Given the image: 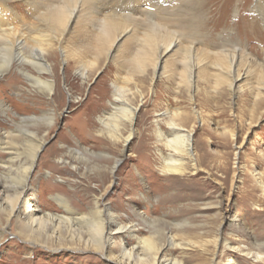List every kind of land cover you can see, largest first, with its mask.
I'll return each instance as SVG.
<instances>
[{
    "label": "rangeland",
    "instance_id": "obj_1",
    "mask_svg": "<svg viewBox=\"0 0 264 264\" xmlns=\"http://www.w3.org/2000/svg\"><path fill=\"white\" fill-rule=\"evenodd\" d=\"M131 1L135 12H131L129 6L123 8L118 3L117 10L122 9L120 15L131 14L146 23L149 21L147 13L155 11L156 22L169 29L175 27L173 30L178 34L191 35L192 25L186 24L185 28L176 23L172 25L167 20L171 17L165 12L168 4L164 6L160 0ZM257 2L206 0L203 5L206 8L202 6L200 10L205 15V22L199 23L203 33L201 39L216 45L218 50L222 42L239 44L247 50L250 58L244 60V64L252 66L253 75L241 83L242 91L235 93L225 84H216L212 78L217 70L209 68L207 78H212L198 83L194 103L186 85L178 83V76L170 79L163 76L152 86V69L149 68L150 76L143 85L140 83L143 76H136L137 82L142 85L144 98L143 102L139 96L135 100L136 104H141L135 125L137 133L125 152L122 144L114 145L98 134V118L109 109L108 102L114 95L113 85H122L126 71L132 68L130 64H125V69L119 68L124 55L119 53L116 60L103 57L99 69L92 70L88 82H84L77 74L79 65L72 58L64 62L61 49H56V57L50 62L54 67L53 79L57 82L58 95L51 104L26 88L22 93L16 91L18 85L27 82L16 68L0 78V98L7 102L9 110V116L0 114L2 128L15 129L14 120L42 117L49 111L56 116L55 124L46 135L44 126L38 127L40 136L45 135V144L31 180L33 188L29 195H36L33 201L45 211L62 214L53 200V196L60 195L73 207L86 212L94 196L103 193L111 208L130 222H139L136 213H146L171 223L183 224L186 221L179 229L160 224L157 230L161 229L165 234L172 231L177 236L186 233L194 241L211 240L222 225L220 232L223 231V239L230 240L232 245L247 244L251 241L250 237L264 241V85H260L258 80V75L263 73L261 81L264 83V15L257 10ZM9 5L21 18L29 16L28 21L32 19L28 15L32 8L26 0H12ZM169 5L168 10L173 12V3ZM177 18L174 15L171 17ZM78 32H73V35L67 36L66 42L63 41L67 51L73 49L74 40L80 34ZM132 42L133 39L126 40L123 49H129ZM198 46H195L196 49ZM129 57L125 55L124 58ZM181 60L182 54L177 51L169 58L168 64L170 68L182 71ZM12 72L19 76L10 78ZM167 108L182 110L193 118L194 111L201 114V118L195 120L193 137L195 142H201L197 151L199 173L168 179L159 171L155 120ZM24 128L37 129L30 124ZM232 133L235 140L231 137ZM26 145L23 143L21 146L24 150L20 159L22 162L28 160ZM77 150L83 155L75 154ZM117 160L115 173L110 175L106 168L113 167ZM142 227L143 236H154V228L148 224H142ZM191 251L187 252L192 258H197V250ZM218 251L217 264H260L253 258H243L238 252L223 247ZM196 258L192 264L199 262ZM229 259L234 262L229 263ZM0 264L112 263L101 252L67 248L53 251L41 244H30L18 235L12 224L0 236Z\"/></svg>",
    "mask_w": 264,
    "mask_h": 264
},
{
    "label": "bare ground",
    "instance_id": "obj_2",
    "mask_svg": "<svg viewBox=\"0 0 264 264\" xmlns=\"http://www.w3.org/2000/svg\"><path fill=\"white\" fill-rule=\"evenodd\" d=\"M11 1L0 0V78L16 68L27 80L17 86L18 93L26 88L35 95H41L45 103L51 104L54 101L58 92L50 59H55L54 51L58 48L61 49L64 62L72 58L79 65L77 74L84 82H88L92 70L99 69L103 57L106 60H116L119 53L124 55L123 58L125 55L130 56L128 59L122 58L119 68L125 69V64H130L132 68L126 71L125 77L121 75L122 85H113L114 95L108 102L109 109L98 118V134L114 145L122 144L124 152L137 133L135 125L141 104H136L135 100L139 96L143 102L144 91L141 87L147 76H150L149 68L152 69V86L163 76H178V83L186 85L190 100L194 103L198 83L212 78H207L209 68L217 70L212 81L227 85L235 93H240L241 83L253 75L249 61V65L244 64V60L250 58L245 47L222 42L221 49L218 50L216 45L201 39L200 35L203 33L201 34L199 23L205 22V15L200 10L206 0H160L164 6L168 4L165 7L167 15L178 17H168L167 20L180 27L192 25L191 35H180L173 30L175 27L169 29L156 22L155 11L147 13L149 21L146 23L131 14L120 15L119 11L122 9L117 10L118 3L123 8L129 6L131 12H135L131 0H26L32 8L31 14H28L32 18L29 21L28 15L21 18L9 7ZM171 3L174 6L173 12L168 10ZM256 8L264 15V0H258ZM77 31L80 34L74 40V47L71 45L73 49L67 51L63 41L66 42L67 36ZM125 38L127 41L134 40L127 50L123 49ZM185 43L188 45H184ZM197 44L199 46L196 49ZM177 51L182 54L179 62L183 69L181 72L170 68L168 64L169 58ZM90 56L92 59H89ZM138 74L143 76V81H140L142 85L137 82ZM9 75L10 78L19 76L13 72ZM258 76L259 84L264 85L261 81L263 73ZM1 98L0 114L9 116L7 102ZM192 114L194 118L182 110L167 108L155 120L159 171L168 179L172 176L194 175L199 171L197 151L201 142H195L193 137L195 120L200 119L201 114L198 111ZM55 122V114L49 111L42 117L14 120L15 129L12 130L0 126V236L5 233L6 227L13 224L18 235L30 244H41L53 251L67 248L73 251L101 252L112 264H192L196 257L192 258L187 251L194 249L199 253L196 255L199 262L195 264H217L216 257L221 247L264 264L262 240L250 237L251 241L247 244L232 245L230 240L223 239V231L220 232L222 225L211 240L194 241L186 233L177 236L172 231L165 234L161 229L157 230L160 224L179 229L186 221L183 224L171 223L147 216L146 213H136L139 222H130L111 208L103 193L94 196L92 205L87 207L86 212L73 207L60 195L53 196V200L62 214L45 211L39 203L33 201L36 195L31 196L29 193L33 188L31 180L45 144V135ZM27 124L37 129L24 128ZM41 125L46 129L43 137L38 128ZM231 137L235 140L234 133ZM23 143H27L26 162L20 160L24 152L21 147ZM75 154L83 155L78 150ZM60 163L68 164L65 161ZM117 165L118 160L113 167L106 168L110 175H114ZM149 197L151 196L146 198ZM142 224L154 228V236H143ZM227 261L234 262L231 259Z\"/></svg>",
    "mask_w": 264,
    "mask_h": 264
}]
</instances>
